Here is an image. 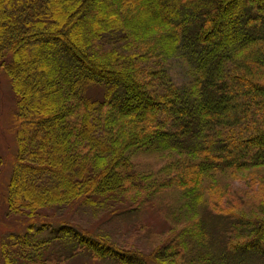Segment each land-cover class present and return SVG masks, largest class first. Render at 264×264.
I'll use <instances>...</instances> for the list:
<instances>
[{"label": "trees", "instance_id": "16d2710c", "mask_svg": "<svg viewBox=\"0 0 264 264\" xmlns=\"http://www.w3.org/2000/svg\"><path fill=\"white\" fill-rule=\"evenodd\" d=\"M107 34L119 47H100ZM0 73L15 97L6 212L28 224L0 264H264V0H0ZM80 206L154 211L168 230L129 253L56 215Z\"/></svg>", "mask_w": 264, "mask_h": 264}, {"label": "rangeland", "instance_id": "374dc122", "mask_svg": "<svg viewBox=\"0 0 264 264\" xmlns=\"http://www.w3.org/2000/svg\"><path fill=\"white\" fill-rule=\"evenodd\" d=\"M141 26L145 27V22H141ZM121 39L117 35L107 34L100 42V47L107 49L110 47H119ZM169 75L180 84L183 78L186 77L187 65L180 57L172 60L169 64ZM0 73V77H2ZM4 77H2L3 79ZM88 94L95 99H100L104 95V91L98 87H91ZM14 94L8 87L7 82L3 84L0 89V158L2 165H0V242L7 234L12 232L23 233L28 226L25 219H13L7 217V186L9 178L16 163V141L14 131L12 130V123L10 119L14 113ZM10 111V112H9ZM136 160L151 161L153 159H145L141 157ZM153 163V162H152ZM97 212L96 209L80 206L74 212L69 213L58 212L56 215L63 217L67 224L78 232L86 231L97 234L103 239H107L111 244L123 247L129 253L134 251L144 252L149 254L151 250L161 240L163 235L168 230L167 222L158 216L154 211H147L141 216H113L108 211ZM58 224V223H56ZM37 225L36 227H38ZM59 227V225H55ZM37 229V228H35ZM34 229V230H35ZM41 238L50 239L54 236L51 231H44L41 233ZM69 238H67L68 240ZM62 240H52V248L54 252L62 253L68 256L69 244L67 241L61 243ZM64 264H110L108 260L94 261L88 255L77 254L72 257H65ZM64 258V259H65ZM112 264V263H111ZM251 264H263L261 261Z\"/></svg>", "mask_w": 264, "mask_h": 264}]
</instances>
